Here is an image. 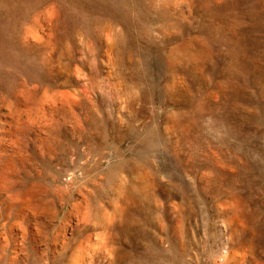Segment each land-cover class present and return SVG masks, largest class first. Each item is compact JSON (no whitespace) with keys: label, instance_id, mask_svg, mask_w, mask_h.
Segmentation results:
<instances>
[{"label":"rangeland","instance_id":"obj_1","mask_svg":"<svg viewBox=\"0 0 264 264\" xmlns=\"http://www.w3.org/2000/svg\"><path fill=\"white\" fill-rule=\"evenodd\" d=\"M0 264H264V0H0Z\"/></svg>","mask_w":264,"mask_h":264},{"label":"bare ground","instance_id":"obj_2","mask_svg":"<svg viewBox=\"0 0 264 264\" xmlns=\"http://www.w3.org/2000/svg\"><path fill=\"white\" fill-rule=\"evenodd\" d=\"M243 45V44H242ZM242 47V46H241ZM248 53V52H247ZM236 59V58H235Z\"/></svg>","mask_w":264,"mask_h":264}]
</instances>
